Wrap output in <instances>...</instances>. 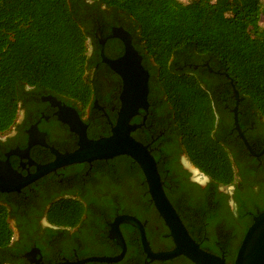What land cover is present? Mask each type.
Returning <instances> with one entry per match:
<instances>
[{
  "label": "flooded vegetation",
  "instance_id": "af4514ba",
  "mask_svg": "<svg viewBox=\"0 0 264 264\" xmlns=\"http://www.w3.org/2000/svg\"><path fill=\"white\" fill-rule=\"evenodd\" d=\"M84 2L89 5L81 8L83 29L90 35L85 77L94 92L92 99L84 107L74 99L24 86L15 124L0 133V204L7 208L14 231L8 248L0 254L3 263L65 264L114 258L122 253L123 242V258L110 264H193L184 256L150 260L136 227L127 223L114 227L119 217H134L141 222L153 253L175 248L152 202L145 176L130 157L43 170L57 160L56 153H72L79 148V135L65 121L67 115H72L73 121V114L77 115L76 124L90 140L111 134L121 107L123 81L104 58L114 61L124 55L123 40L115 36L121 30L130 35L148 73L147 110H139L131 119V125L141 126L131 136L147 146L165 194L195 243L224 258L226 264H234L246 231L264 211V116L251 100L239 93L237 99L232 85L230 94L229 86L214 74L219 78L225 75L212 68L211 72L202 59L193 66L187 54L170 59L177 72L193 75L204 88H211L215 118L211 136L227 152L234 171L231 183L217 184L189 158L173 122V109L158 68L135 46V22L124 12ZM4 186L17 189L1 190Z\"/></svg>",
  "mask_w": 264,
  "mask_h": 264
},
{
  "label": "trees",
  "instance_id": "16d2710c",
  "mask_svg": "<svg viewBox=\"0 0 264 264\" xmlns=\"http://www.w3.org/2000/svg\"><path fill=\"white\" fill-rule=\"evenodd\" d=\"M84 1L131 17L135 46L158 68L189 158L217 184L231 183L229 156L211 136V88L177 72L170 59L187 54L192 66L200 58L214 72L227 74L214 75L230 94L232 80L240 97L264 116V0H0V133L15 124L24 86L84 107L92 99L85 77L90 35L81 18L82 5H89ZM9 219L0 204V254L13 237ZM0 264L8 263L0 256Z\"/></svg>",
  "mask_w": 264,
  "mask_h": 264
},
{
  "label": "water",
  "instance_id": "95a60500",
  "mask_svg": "<svg viewBox=\"0 0 264 264\" xmlns=\"http://www.w3.org/2000/svg\"><path fill=\"white\" fill-rule=\"evenodd\" d=\"M115 36L123 40L125 52L118 60L111 61L104 58V61L123 81V91L120 96L121 107L118 112L116 124L112 126L111 134L97 140H90L87 138L85 130L76 124V122L78 123L76 120L77 115L73 114L75 121L70 118L72 115H67L68 119L65 121L70 125L71 130L79 135V148L72 153H56L57 160L46 166L43 170L48 172L59 167L83 162L91 163L96 160H109L119 156L130 157L138 164L145 176L152 202L159 216L169 229L175 248L168 252L153 253L149 248L141 222L134 217H119L115 221L114 227L117 228L121 223H127L136 227L141 233L143 249L150 260L166 261L184 256L193 264H226L224 258L202 250L191 238L175 208L165 194L155 160L148 151L147 146L137 142L131 136L133 131L141 127L139 125H131V119L138 114L139 110H147L148 73L141 64V57L131 44L130 35L124 31L117 30ZM209 70L213 72L211 68ZM218 74L228 77L225 73ZM230 83L238 99V92L235 89L233 81L230 80ZM235 124L237 129H239L236 114ZM239 135L246 147L251 151L244 136L242 134ZM262 153H264V149ZM193 172L195 174L197 173L195 169H193ZM14 189L17 188L9 186L1 187V190L6 191ZM121 245L123 251L117 257L88 258L78 263L65 264H87L88 262H107L110 264L119 262L125 254L124 243L121 242ZM234 264H264V211L254 218L253 223L246 231Z\"/></svg>",
  "mask_w": 264,
  "mask_h": 264
},
{
  "label": "rangeland",
  "instance_id": "374dc122",
  "mask_svg": "<svg viewBox=\"0 0 264 264\" xmlns=\"http://www.w3.org/2000/svg\"><path fill=\"white\" fill-rule=\"evenodd\" d=\"M261 26H263L264 27V19L262 20V22H261Z\"/></svg>",
  "mask_w": 264,
  "mask_h": 264
}]
</instances>
